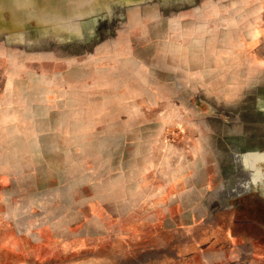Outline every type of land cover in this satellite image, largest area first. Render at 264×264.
I'll return each instance as SVG.
<instances>
[{
	"label": "rangeland",
	"instance_id": "rangeland-1",
	"mask_svg": "<svg viewBox=\"0 0 264 264\" xmlns=\"http://www.w3.org/2000/svg\"><path fill=\"white\" fill-rule=\"evenodd\" d=\"M0 264H264V0H0Z\"/></svg>",
	"mask_w": 264,
	"mask_h": 264
}]
</instances>
